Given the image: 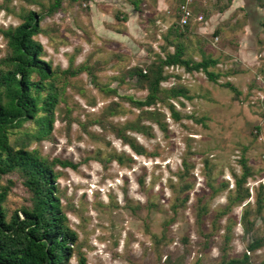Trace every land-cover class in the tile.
<instances>
[{
	"label": "rangeland",
	"instance_id": "374dc122",
	"mask_svg": "<svg viewBox=\"0 0 264 264\" xmlns=\"http://www.w3.org/2000/svg\"><path fill=\"white\" fill-rule=\"evenodd\" d=\"M241 1L233 7L228 0H177L178 10L135 17L113 0H64L41 20L35 39L44 46L43 59L54 69L79 70L60 81L64 89L51 134L30 145L50 159L77 164L56 167L62 206L78 239L68 264H80L81 256L86 264L240 258L251 238L242 222L245 210L254 232L264 234V209L257 213L256 205L257 192H264V0ZM182 2L192 11L186 26ZM50 3L0 0V58L7 52L3 30ZM178 43L193 62L217 59L209 70L219 77L212 81L203 71L165 67L161 90L183 88L187 96L145 107L160 111L155 122L131 102L149 92L132 71L164 60ZM35 129L27 123L21 131ZM116 130L151 155H137ZM243 156L253 172L245 185L249 195L227 209ZM9 179L14 184L7 208L29 205L22 180L10 175L3 184ZM250 256L255 264L264 262V247Z\"/></svg>",
	"mask_w": 264,
	"mask_h": 264
},
{
	"label": "trees",
	"instance_id": "16d2710c",
	"mask_svg": "<svg viewBox=\"0 0 264 264\" xmlns=\"http://www.w3.org/2000/svg\"><path fill=\"white\" fill-rule=\"evenodd\" d=\"M63 1L51 0L49 7L42 13L26 11L20 15L19 25L3 30L7 52L0 58V264H68L78 242L77 234L69 227L62 206L57 182L60 172L56 170L57 166L76 169L77 164L59 157L50 159L37 147L30 148L33 140H44L52 132L64 89L60 84L61 79L76 75L79 71L71 68L54 69L49 61L43 59L44 46L35 39L42 32L41 20L58 11ZM232 1L228 0V3ZM217 63V59L207 57L199 62L186 59L183 44L178 43L174 52L167 53L164 60L132 71L138 80L146 84L149 92L145 99H131V102L141 109L145 118L158 122L160 111L145 107L156 106L158 101H164L167 97L176 99L187 96L183 88L161 90V83L166 80L164 68L180 66L189 72L203 71L210 80L217 81L218 74L209 70ZM224 86L236 91L231 83ZM169 108L172 116L180 119L174 106L169 105ZM27 123H34L36 129L21 131ZM116 133L137 155H151L144 147L124 135L122 130H116ZM12 136H15L14 140ZM116 159L123 163L122 156ZM240 164L242 174L235 177V194L229 195L231 202L227 209L242 204L249 195L245 185L253 172L244 156ZM184 166L188 167V163L184 162ZM10 175L20 178L31 194L30 204L14 211L6 206L14 182L12 179L6 185L2 182ZM256 205L257 213L261 214L264 209L263 190L257 192ZM248 216L249 212L245 210L242 215L244 231L246 234L251 233L247 251L240 258L223 256L217 264H255L251 261L250 253L264 247V234L254 232V224ZM229 240V235H225V242ZM183 261L184 257H178L175 262L168 260L171 264H183ZM80 264H86L83 256Z\"/></svg>",
	"mask_w": 264,
	"mask_h": 264
},
{
	"label": "crops",
	"instance_id": "0c3cea01",
	"mask_svg": "<svg viewBox=\"0 0 264 264\" xmlns=\"http://www.w3.org/2000/svg\"><path fill=\"white\" fill-rule=\"evenodd\" d=\"M175 1L177 0H113L118 5L126 6V10L135 17L139 14L160 15L172 11L174 8L178 10L179 6L174 4ZM241 2V0H233L231 4L235 7ZM130 20H133V18L130 17Z\"/></svg>",
	"mask_w": 264,
	"mask_h": 264
},
{
	"label": "built area",
	"instance_id": "2783aa9c",
	"mask_svg": "<svg viewBox=\"0 0 264 264\" xmlns=\"http://www.w3.org/2000/svg\"><path fill=\"white\" fill-rule=\"evenodd\" d=\"M180 10H181V13H182V16H181V23L183 25H186L187 23H189V20L191 19L192 17V11L191 9L189 8V6L187 5V3H183L180 5Z\"/></svg>",
	"mask_w": 264,
	"mask_h": 264
}]
</instances>
